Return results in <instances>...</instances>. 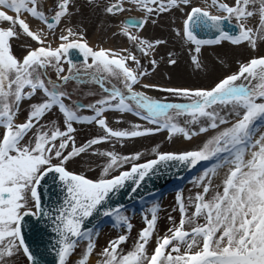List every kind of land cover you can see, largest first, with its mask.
<instances>
[{
	"label": "snow or ice",
	"instance_id": "snow-or-ice-1",
	"mask_svg": "<svg viewBox=\"0 0 264 264\" xmlns=\"http://www.w3.org/2000/svg\"><path fill=\"white\" fill-rule=\"evenodd\" d=\"M97 6L106 18L133 9L143 13L118 21L113 32L130 47L91 45L82 24L72 23L80 11L75 0H52L47 7L43 0H0V264L21 258L41 264L26 239L31 218L50 226L54 239L48 243L57 264H72L81 242L85 248L77 264H90L100 231L87 225L101 217L113 218V227L123 234L108 241L100 264H264V55L239 62L236 71L211 87L162 86L146 81L161 62L176 66L177 54H160L168 46L166 38L142 35L163 15L182 13L174 36L188 46L190 62L201 70L204 46L228 42L255 50L264 42V0H106ZM233 21L236 31L230 32L225 25ZM200 32L215 35L202 38ZM22 38L30 42L18 56L14 41ZM73 50L82 55L80 64ZM70 81L94 83L103 94L87 104L73 100L66 88ZM146 90L186 102L162 101ZM25 102L29 111L20 121ZM56 111L61 120L46 121ZM112 112L145 123L114 129L108 119ZM75 125L99 128L101 134L78 145ZM210 131L214 134L199 147L162 152L156 146L155 158L146 160L142 151L121 154L95 147L113 141L123 146L161 132L170 141L183 137L190 142ZM88 154L104 158L95 178L68 167ZM202 161L212 163L192 181L194 194L185 197L180 190L176 196L179 223L169 216L172 226L157 234L160 206L154 202L143 216L145 227L126 250L133 224L123 205L110 206L112 197L129 184L135 193L161 167L192 168Z\"/></svg>",
	"mask_w": 264,
	"mask_h": 264
},
{
	"label": "rangeland",
	"instance_id": "rangeland-1",
	"mask_svg": "<svg viewBox=\"0 0 264 264\" xmlns=\"http://www.w3.org/2000/svg\"><path fill=\"white\" fill-rule=\"evenodd\" d=\"M76 7L79 8V13L73 17L72 23L82 24L86 29L87 39L91 41L95 47H130L131 42L121 36H113V32L116 31L117 22L124 21L126 16H142L143 13L133 9L130 12H125L123 15L115 18H106L100 8L97 6L106 0H96V4H89L88 0H75ZM114 2V0H113ZM231 3L232 0H227ZM47 3H52V0ZM197 3H203V0H197ZM128 6V5H126ZM182 13L176 12L174 14H166L159 18L156 25L148 24L142 35L146 37L154 38H166L168 40L167 48H162L160 54L164 55L167 51H173L177 54L178 64L176 66H169L166 62H161L160 68L149 81L162 86L172 87H188V88H207L213 86L218 79L224 75L230 74L237 70L238 63L246 61L250 57L264 55V42H258L257 48L253 50L250 46L236 47L228 42H224L222 45H209L202 48L201 60L204 67L201 70H196L194 65L190 62V53L187 51V47L182 44L175 36L173 29L182 23ZM235 22V21H233ZM32 24L35 27L37 21L32 20ZM135 31V29H133ZM24 38L14 41V50L18 56L24 54V47L26 46ZM33 42V47H35ZM146 63V61H143ZM79 84L75 86V90L72 91L73 100H83L87 103L93 102L95 99L102 95V89L99 85L93 83ZM148 94L156 99H161L166 102H186L183 98L171 96L164 92L155 90H146ZM94 94V95H93ZM34 101L40 102L39 98H35ZM25 102L22 107L19 120L23 121L25 117V107H29V104ZM84 114H90L85 112ZM129 117H124L119 113H109V124L115 123L117 127L129 128L134 123L144 124L137 117L132 114H127ZM128 118V120H125ZM46 121L61 120V115L58 111L49 113L46 116ZM117 119H121L122 123H117ZM181 125L184 124L183 117L178 118ZM78 129L76 138L77 144L80 145L87 139L92 138L98 134H101V130L96 127H90L87 125H75ZM198 130V129H196ZM214 131H210L207 134H201L198 137H194L192 141H187L183 137H177L173 140L167 139V132H161L155 135H151L143 138H136L131 141H126L123 146L120 143L113 141L112 143H105L98 147L101 151L115 150L121 154H130L135 151H142L144 153L143 160L155 158L152 149L158 146L159 151H182L191 150L199 147L203 142H206ZM91 152V150H90ZM143 160L141 162H143ZM212 161H202L195 167L183 166L178 174H173L165 178L162 182L164 186L158 188L155 192L142 195L136 199V203L123 207V211L130 217L133 229L130 234L129 241L123 247L127 250L130 249L135 240L137 239L139 231L145 227V221L143 216L148 208L154 202H158L160 211L158 213L159 219L157 223V234L164 235L167 233V229L172 226V221L169 220V216L173 217L178 224L181 218L176 196L180 190H183L185 197L194 194L196 189L193 186L192 181L195 177L199 176L205 168L209 167ZM104 164V158L84 155L81 158H77L69 162L68 167L70 170L76 172H85L88 176L95 178L101 171ZM201 165V168L198 167ZM185 172V173H183ZM183 173L184 175H180ZM179 175V176H178ZM155 182L147 185L152 186ZM158 184V183H157ZM156 185V184H155ZM131 198V196H130ZM175 209V210H174ZM93 226H98L100 235L97 239V248L93 254L96 257L94 262L90 264H100L102 257L99 253L107 245L108 241L116 238L119 234H123V230L113 227V218H107L102 222H99ZM92 226V227H93ZM155 240L152 241L154 247ZM85 243L81 242L77 251L70 258L72 264H77V261L81 258ZM151 250V249H150ZM16 264H27L25 260L21 258Z\"/></svg>",
	"mask_w": 264,
	"mask_h": 264
},
{
	"label": "water",
	"instance_id": "water-1",
	"mask_svg": "<svg viewBox=\"0 0 264 264\" xmlns=\"http://www.w3.org/2000/svg\"><path fill=\"white\" fill-rule=\"evenodd\" d=\"M130 17H135V18H140V16H126L124 17V20L130 18ZM235 22H232L230 24H226V30L230 32H235L236 29L233 27ZM199 35L202 38H212L215 33H205V32H200ZM76 58H82V55L76 56ZM201 165L198 167V169L201 168ZM185 173V172H183ZM181 173L180 175H184ZM179 176V175H178ZM164 179H159L155 182L154 185L152 186H145L141 189V191L137 192L135 195H133L131 198V187L132 185L129 184L125 189L121 190V192L115 196L112 197L110 200L109 204L112 207L120 206L123 205L124 207L130 206L133 203H136V199L142 195L148 194L150 192H155L158 188L164 186L162 184ZM49 183L51 184V179H49ZM158 183V184H157ZM52 199H56L55 195V188L53 187V196ZM44 201L45 205L47 206L48 204V194L45 193L44 196ZM108 217H101L99 219L93 220L91 223L87 225V227H92L93 225L104 221ZM45 221H37L35 218H31L27 221V229H26V239L28 240L30 247L33 249L34 254L37 255L38 259L40 260L41 264H57V257L55 255V252L51 250V244L48 243L49 239H54V236L50 237V226L49 227H44ZM39 226V227H38Z\"/></svg>",
	"mask_w": 264,
	"mask_h": 264
},
{
	"label": "bare ground",
	"instance_id": "bare-ground-1",
	"mask_svg": "<svg viewBox=\"0 0 264 264\" xmlns=\"http://www.w3.org/2000/svg\"><path fill=\"white\" fill-rule=\"evenodd\" d=\"M137 17V16H136ZM206 33V32H205ZM74 51V50H73ZM75 53H77L78 54V51H76L75 50ZM175 102V101H174ZM176 102H178V101H176ZM112 113H115V112H112ZM123 116L124 117H129V116H127V114H123ZM134 116V115H133ZM108 119H109V114H108ZM125 120H128V118H125ZM111 127H117V125L115 124V123H112L111 124ZM183 167V165H175V166H170L169 168H163V167H161V170L157 173V174H155V175H151L149 178H146V180H145V182L141 185V187L139 188V189H137V191L135 192V193H132L131 194V197L133 196V195H135L137 192H139V191H141V189L143 188V187H145V186H147V185H149V184H151V183H153V182H156L157 180L159 181V179H167V178H169L168 176H170V175H175V174H178V172L180 171V169ZM221 177H222V175H223V172H221ZM216 182L217 183H219V178H217V180H216ZM137 195V194H136ZM39 227V226H38ZM96 257L97 256H94V255H92L91 257H90V262H94L95 260H96Z\"/></svg>",
	"mask_w": 264,
	"mask_h": 264
},
{
	"label": "flooded vegetation",
	"instance_id": "flooded-vegetation-1",
	"mask_svg": "<svg viewBox=\"0 0 264 264\" xmlns=\"http://www.w3.org/2000/svg\"><path fill=\"white\" fill-rule=\"evenodd\" d=\"M43 2H44V4H45L46 7L51 5V3H47V2H50V0H43ZM88 41H89V40H88ZM89 43H90L91 45L94 46V44H93L91 41H89ZM71 55H72L73 60H74L75 62H77L78 64H80V63L82 62V58H76V56H80L81 54H79V53H78V54L75 53V50L72 51ZM65 67H67V65H65ZM49 75H50L53 79H55V73H54V72H50ZM76 85H77V82H76V81H70L69 84L66 86V88H67V90L71 93L72 91L75 90V86H76ZM92 85H93V83L90 84V86H92ZM71 94H72V93H71ZM33 102H37V101H33ZM80 102H82V103H84V104H87V102H86V101H83V100H80ZM28 104H29V103H28ZM28 104H27V105H28ZM28 111H29V107L26 106V107H25V114H26V115H25L24 119L26 118Z\"/></svg>",
	"mask_w": 264,
	"mask_h": 264
}]
</instances>
